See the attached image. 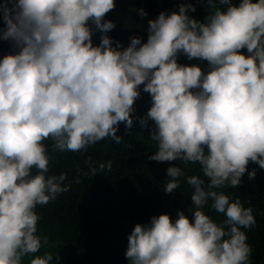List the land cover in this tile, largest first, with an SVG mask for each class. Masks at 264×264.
I'll list each match as a JSON object with an SVG mask.
<instances>
[{
  "label": "clouds",
  "instance_id": "clouds-1",
  "mask_svg": "<svg viewBox=\"0 0 264 264\" xmlns=\"http://www.w3.org/2000/svg\"><path fill=\"white\" fill-rule=\"evenodd\" d=\"M218 3L226 10L214 7L204 22L187 15L190 4L161 12L148 21L145 43L132 37L121 50L107 35L94 46L88 26L111 31L115 24L104 17L114 0H0V39L18 49L0 58V264L53 260L35 255L42 248L36 208L67 191V176L49 174L44 142L59 152L107 138L121 143L118 125L132 127L141 85L151 96L139 120L153 123L149 159L198 164L203 178L186 180L191 219L161 214L134 226L129 264H250L242 229L255 225L253 211L218 189L237 188L249 162L264 169V0ZM178 54L207 61L208 70L177 63ZM167 175L170 194L184 173L172 166ZM209 201L221 222L202 211Z\"/></svg>",
  "mask_w": 264,
  "mask_h": 264
},
{
  "label": "trees",
  "instance_id": "trees-1",
  "mask_svg": "<svg viewBox=\"0 0 264 264\" xmlns=\"http://www.w3.org/2000/svg\"><path fill=\"white\" fill-rule=\"evenodd\" d=\"M114 3V9L104 17L115 24L111 31L101 33L88 22L94 46L99 45L102 35L110 37L113 47L119 42L121 50L129 45L132 37H139L145 43L148 23L141 17L140 10L146 13L143 16H156L161 12H178L181 4H190L195 11L188 10L187 15L204 22L210 4L209 0H114ZM232 3L238 5L239 0ZM4 28L0 19V30ZM17 51L11 40L0 39V58ZM241 51L247 55L246 49ZM139 91L131 114L132 127L126 128L124 123L118 125L116 134L123 138L121 143L107 138L84 151L59 152L53 149L51 140L44 142L50 157L49 174L67 176L64 181L67 191L55 201L36 208L40 217L37 235L41 237L42 248L35 255L51 253L50 264H129L125 257L127 238L136 224L148 225L151 217L161 214H167L174 222L178 212L191 219L192 189L186 180L193 175L203 178L200 166L149 159L156 151V143L149 135L153 123L148 121L142 127L139 120L151 107V96L143 91V85ZM172 166L180 167L184 175L179 178L180 187L169 194L164 187L171 179L167 169ZM253 170L255 178L249 179L248 172ZM218 191L252 209L255 225L242 231L252 248L250 264H264V169L249 162L237 188L228 185ZM202 211L217 223L225 218L211 208V201ZM44 237L47 243L43 242ZM22 264L27 263L22 261Z\"/></svg>",
  "mask_w": 264,
  "mask_h": 264
},
{
  "label": "rangeland",
  "instance_id": "rangeland-1",
  "mask_svg": "<svg viewBox=\"0 0 264 264\" xmlns=\"http://www.w3.org/2000/svg\"><path fill=\"white\" fill-rule=\"evenodd\" d=\"M214 7H220L221 10H226V6L225 5H220L218 3V0H214L213 4H209V14L212 12ZM158 15L156 16H142L141 17L148 23L149 20H154L155 18H157ZM177 63L182 64V65H197L201 68H204V71L206 72L208 70V64L207 61H203L197 58H193L191 60H189L185 55L183 54H178L177 56ZM43 255V254H42ZM31 258L29 257H24L22 261L26 262L27 264H29Z\"/></svg>",
  "mask_w": 264,
  "mask_h": 264
}]
</instances>
